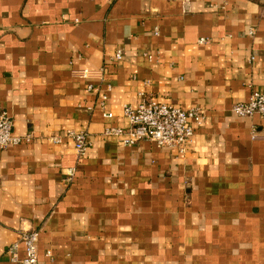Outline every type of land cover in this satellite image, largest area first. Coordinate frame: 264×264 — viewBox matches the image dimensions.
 <instances>
[{"label": "crops", "instance_id": "crops-1", "mask_svg": "<svg viewBox=\"0 0 264 264\" xmlns=\"http://www.w3.org/2000/svg\"><path fill=\"white\" fill-rule=\"evenodd\" d=\"M254 90L264 0H0V111L29 137L0 151V264L30 229L45 264H264V119L232 111ZM149 99L205 112L186 152L104 134Z\"/></svg>", "mask_w": 264, "mask_h": 264}, {"label": "built area", "instance_id": "built-area-1", "mask_svg": "<svg viewBox=\"0 0 264 264\" xmlns=\"http://www.w3.org/2000/svg\"><path fill=\"white\" fill-rule=\"evenodd\" d=\"M200 41H205L200 39ZM122 51L118 50L112 59H122ZM89 70H82L81 75L89 76ZM88 85V89H92ZM106 94L102 95L100 102L104 107ZM232 111L240 117H250L259 115L264 119V93L254 90L245 101L237 102L233 105ZM124 115L129 118L130 126L123 128L120 126H108L104 130L106 135L125 136L122 144L126 146L135 145L142 140H148L159 147L176 149L179 153H184L192 141L195 130L205 119V112L193 107L184 109L176 105L160 102L155 99L141 100L136 105L127 104L123 108ZM112 117L111 112L105 113ZM14 119L12 115L3 109L0 111V151L8 148L12 144L21 141H29L28 136H18L13 134ZM66 138L72 139L80 157H83L89 146L88 135L84 132L69 130L65 134ZM53 141L61 142L63 137H53ZM66 181H72L76 175V168L71 167L65 173ZM39 234L37 229L22 230L18 239L9 245L7 251L11 261L17 264H45L39 258ZM23 247V254L20 248ZM47 255L51 257L50 250Z\"/></svg>", "mask_w": 264, "mask_h": 264}]
</instances>
